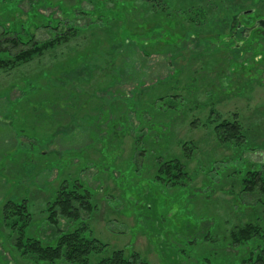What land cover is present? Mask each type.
Masks as SVG:
<instances>
[{"label": "rangeland", "instance_id": "rangeland-1", "mask_svg": "<svg viewBox=\"0 0 264 264\" xmlns=\"http://www.w3.org/2000/svg\"><path fill=\"white\" fill-rule=\"evenodd\" d=\"M166 1L171 4L173 0ZM199 1L207 4L210 0ZM102 2L0 0V28L1 25L9 24L8 21L14 22L12 11L15 12V18L28 19V5L31 3L42 14H38L42 20H46L45 17L60 19L64 12L76 13L84 26L86 18L80 16L78 10H91ZM251 3L245 2L248 11ZM19 7L21 12H18ZM127 7V11H130L133 5L130 3ZM117 12L110 9L105 14L111 16ZM95 13H98L97 9ZM122 20L125 21L123 17ZM68 21L66 19L63 25ZM33 25L38 26L36 23ZM35 29V26L31 27L32 31H37L38 38L47 37L44 29ZM161 30L159 27L156 32ZM96 35L102 37V32L98 31ZM121 35L123 38L130 36L128 24L122 26ZM160 39L163 41L166 38L161 35ZM84 40L74 38L45 53L41 59L21 65L8 74L0 73V203L8 198L27 199L36 219L35 230H38L39 236L41 233L48 235L50 229L41 221L45 217L43 208L48 197H52L54 186L68 173L78 175L94 187L99 206L93 215L86 213L84 219L89 221L94 235L108 245L107 250L124 249L126 253L137 251L150 264H238L235 261L238 258L237 249L229 250L224 243L217 246L216 243H203L199 230L207 223L215 225L216 219L219 223L215 225V230L221 235L233 225L243 224L251 218L259 219L264 227V208L244 209L243 202L254 201L251 197L242 201L243 195H237L240 193L239 186L232 180V174L207 173L210 160L214 159L219 162L215 166L219 173L225 167H233L231 162L229 164L224 160L231 155L232 150L219 145L215 133L208 131V125L205 129L200 124L205 118L207 121L210 115L212 106H204L211 101L208 92H214L224 82V90H216L215 109L224 118L237 119L245 125L249 129V137L253 139L252 143H263L264 72L261 75L260 71L255 73L254 77L260 75L258 79L250 81L242 78V82L237 81L240 85H231L232 77L227 78L230 74L226 62L229 55L222 52L210 57H194L180 76L181 82L176 91L170 88L164 91L161 86L154 89L152 95L163 96L167 94L164 92H174L187 102L186 108L189 110L186 117L180 115L177 119L175 114L172 115L175 120L171 131L175 134L176 142L172 147L173 152L180 153L177 141L206 139L201 144V151L196 152L189 163V169L195 175L192 186L186 184L168 193L151 179L141 177V168L138 171L132 168V162L137 164L142 161L143 153L137 148L134 152V132L122 136L118 132L120 137L117 139L111 131L115 125L126 129L129 123L126 119L130 115L133 127L139 124L134 110L127 113V108H134L135 105L126 96H130L140 82L151 85L157 78L162 79L171 73L173 65L169 54L153 52L152 56L145 57L140 51L135 53L136 50H133L135 54L125 65V75L107 90L110 95L115 92L126 97L125 102H111L109 95H105L107 76L100 70H94L91 78V73H82L83 62L87 58L83 55L84 50L89 56L91 53L96 54V48L87 46L89 49H84L79 46ZM204 48L199 46L196 50L203 51ZM114 72L115 75L119 74L117 70ZM193 77L198 81L188 82ZM111 84L113 82L108 83ZM148 99L146 95L141 100L144 117L151 120L154 115L151 112L159 114L161 101L152 102L151 98ZM104 102L103 107L101 103ZM155 119L160 121V115H156ZM194 120L199 121V127L191 126ZM86 125L91 127L87 128ZM92 142L93 146L84 153L79 151L86 149ZM87 155L93 164H90V169L81 171L85 167ZM244 155L253 162L264 161L263 150L247 151ZM200 164L206 165V176L203 170L197 169ZM207 228L209 230L212 227ZM0 232L1 245L6 232L4 229ZM223 250L228 252L230 261L222 256ZM215 252L219 256L217 259L213 255ZM92 264H96L94 258Z\"/></svg>", "mask_w": 264, "mask_h": 264}, {"label": "trees", "instance_id": "trees-1", "mask_svg": "<svg viewBox=\"0 0 264 264\" xmlns=\"http://www.w3.org/2000/svg\"><path fill=\"white\" fill-rule=\"evenodd\" d=\"M248 1L252 2L250 11L246 9ZM130 3L133 7L127 11V4ZM28 7V19L17 16L15 18V12L12 11L14 22L8 21L9 24L1 25L0 73L8 74L21 65L41 59L45 53L74 38H85L79 46L84 49L96 48V54L91 53L89 56L84 50L83 55L87 58L83 62L82 73H91L90 78L94 70L104 73L107 76L105 95H109L111 102H125L124 99L129 97L135 107L127 108V113L134 110L139 119V124L133 127L130 115L126 119L129 122L126 129L115 125L111 133L118 139L123 134L134 132V152L137 148L143 153L142 161L136 162L137 164L132 162V168L136 171L141 168V177L151 179L168 193L186 184L191 185L195 175L190 171L189 163L195 153L201 151V144L206 139L177 141L180 153L173 152L172 147L176 142L175 134L171 131L172 122L175 120L172 115L175 114L177 119L180 115L186 117L189 110L186 108L187 102L174 92H164L167 94L163 96L152 95L154 89L161 86L164 91L166 88L176 91L181 82L180 76L194 57H210L222 52L229 55L226 62L230 74L227 78L232 77L231 85H240L237 81L242 82V78L250 81L258 79L264 72V0H210L207 4L198 0H173L171 4L166 0H103L96 8L78 10L80 16L86 18L84 26L76 13L64 12L60 19L45 17L46 20H42L38 15L42 14L36 11L33 3ZM96 9L98 13H95ZM110 9L118 12L108 16L105 11ZM18 12H21L20 7ZM66 19L69 21L63 25ZM34 23L38 26L33 25ZM124 24L129 25L130 36L127 38L121 35ZM32 26L36 27L35 30L44 29L47 37L38 38L37 31L31 30ZM159 27L162 30L158 33L156 29ZM98 31L102 32V37L96 35ZM161 35L166 39L162 41ZM199 46H205L204 50H196ZM133 50H136L135 53L140 51L145 57L152 56L153 52L169 54L173 71L162 79L157 78L151 85L140 82L133 88L130 96L124 97L115 92L110 95L107 90L125 75V65L135 54ZM114 70L119 74L115 75ZM257 71H260V75L254 77ZM197 81L193 77L188 82ZM109 82L113 84L108 85ZM224 85L221 82L216 90H224ZM216 90L208 92L211 101L204 106L212 107L207 121L205 118L200 125L205 129L208 125L207 129L210 133H215L217 143L232 150L231 155L224 160L229 164L231 162L233 167H225L219 173L215 169L218 161L214 159L210 160L207 173L215 171L216 175L225 172L232 174V180L239 186L240 193L237 195H243L242 201L248 197L254 201L243 202L244 209L255 210L259 206L264 208V161L253 162L244 155L247 151H264V142L252 143L253 139L249 137V129L245 125L237 119L224 118L217 112ZM146 95L152 102L161 101L159 114L150 111L155 117L160 115V121L154 115L151 120L144 117L141 99ZM101 104L104 107L105 102ZM99 105L100 103L97 104L98 107ZM196 106L200 105L193 107ZM197 123L199 121L194 120L190 124L192 127H199ZM118 132L122 134L118 136ZM93 144L94 142L89 143L86 149L79 151L84 153ZM89 161L87 155L85 167L81 171L91 168L90 164L93 163ZM238 163L241 164L236 165ZM197 169L203 170L206 176V165L200 164ZM65 170L67 169L63 171ZM65 177L54 186V193H51L52 197L49 195L43 208L45 217L41 221L47 224L46 228L49 227L48 235L41 233L39 236L38 230H35L36 219L27 199L8 198L0 203V230L4 229L6 232L0 245V264H92L93 258L96 264H150L137 251L126 253L124 249L107 250L108 245L94 235L89 221L84 219L86 213L93 215L99 206L94 187L78 175L68 173ZM218 223L216 219L215 225ZM215 225L213 228L207 223L200 228L199 235L203 243H216L215 246L224 243L229 250L237 249L238 258L235 261L238 264H264V227L259 219L251 218L243 224L233 225L231 229L222 232V235L215 230ZM207 226L212 228L208 230ZM196 242L194 239V243ZM208 252L210 251H206ZM213 255L215 259L219 257L216 252ZM222 256L230 261L225 250L222 251Z\"/></svg>", "mask_w": 264, "mask_h": 264}]
</instances>
